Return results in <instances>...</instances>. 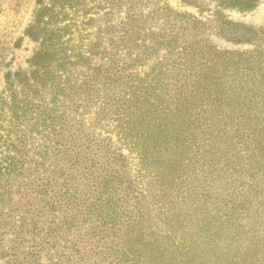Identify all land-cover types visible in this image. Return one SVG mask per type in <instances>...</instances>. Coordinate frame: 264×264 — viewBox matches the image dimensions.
Masks as SVG:
<instances>
[{
    "label": "trees",
    "instance_id": "1",
    "mask_svg": "<svg viewBox=\"0 0 264 264\" xmlns=\"http://www.w3.org/2000/svg\"><path fill=\"white\" fill-rule=\"evenodd\" d=\"M218 1L244 11L258 3ZM37 4L27 33L38 50L28 70L6 74L0 98V236L8 228L21 251L32 237L27 252L8 254L18 264L44 251L55 264H88L93 253L139 264L153 245L163 249L149 199L160 186L167 194L189 145L215 125L209 96L236 102L222 80L230 67L220 71L197 31L187 40L199 19L160 0ZM202 53L211 65L192 79L184 65ZM135 158L141 168L132 174Z\"/></svg>",
    "mask_w": 264,
    "mask_h": 264
},
{
    "label": "rangeland",
    "instance_id": "2",
    "mask_svg": "<svg viewBox=\"0 0 264 264\" xmlns=\"http://www.w3.org/2000/svg\"><path fill=\"white\" fill-rule=\"evenodd\" d=\"M160 3L201 21L196 30L185 31V36L191 41L197 31L196 39L205 46L202 50L216 52L220 71L227 62L230 68L222 80L233 90L229 95L236 102L220 104L214 92L209 96L215 105L211 112L215 125L201 129L197 143L189 145V156L179 162L181 172L175 174L180 173L167 194L160 186L149 199L157 207L151 226L163 249L153 245L139 264H264V0H258L251 11L224 7L218 0ZM37 9V0H0V98L7 89L6 74L28 70L38 50V43L27 33ZM225 20L238 25L225 27ZM186 25L191 28L193 24ZM205 55L184 65L192 79L211 65ZM133 162L131 171L136 174L141 167L137 158ZM24 203L21 195L15 196L14 204L23 207ZM5 230L0 247L8 253L0 255V264H18L8 254L27 252L32 237L25 235L21 251L19 238ZM88 257V264L111 260L106 262L94 253ZM56 262L46 251L39 261L30 260L31 264Z\"/></svg>",
    "mask_w": 264,
    "mask_h": 264
}]
</instances>
